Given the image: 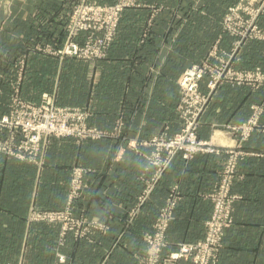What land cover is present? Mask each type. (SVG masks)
<instances>
[{"label": "rangeland", "instance_id": "374dc122", "mask_svg": "<svg viewBox=\"0 0 264 264\" xmlns=\"http://www.w3.org/2000/svg\"><path fill=\"white\" fill-rule=\"evenodd\" d=\"M39 10L45 28L38 25L45 20L32 14ZM14 11L30 12L32 17L20 21L37 29L19 35L3 31L16 20ZM117 43L133 47L140 75L156 77L163 64L178 73L174 111L162 115L158 129L137 128L135 122L125 127L121 116L111 129L100 128L93 120V101L64 104L56 90L43 89L45 76L35 75L50 70L54 81L48 85L56 89L58 73L68 63L75 71L68 80L96 85L114 69L108 59L125 53L124 45L114 48ZM149 43L159 44L146 49H155L154 54L139 58ZM11 113L31 115L37 126L32 132L41 138L31 144L22 128L0 134L16 152L0 155L30 165L36 174L35 185L26 178L18 194H4L3 203L15 206L21 224L4 227L5 241L0 227V264H118L121 259L113 253L124 243L132 246L136 264H219L234 223L239 195L232 188L239 158L248 153L243 145L264 134V0H0V116ZM110 138L120 140L117 158L132 149L144 159L136 177L142 190L118 215L108 199L103 210L94 198L101 166L96 164L110 155L108 143L105 153L98 141ZM230 139L236 142L229 144ZM258 142L264 149V136ZM198 154L225 156L207 194L211 205L202 234L180 240L171 231L181 200L172 182L148 226L141 234L131 230L130 222L162 185L174 159L187 163ZM126 181L118 176L113 184ZM6 213L0 211V217ZM118 218L124 219L122 225Z\"/></svg>", "mask_w": 264, "mask_h": 264}, {"label": "crops", "instance_id": "0c3cea01", "mask_svg": "<svg viewBox=\"0 0 264 264\" xmlns=\"http://www.w3.org/2000/svg\"><path fill=\"white\" fill-rule=\"evenodd\" d=\"M32 14L36 15L35 18L39 17L45 20L38 24L40 28L47 26L43 11L39 10ZM51 15L54 17L53 13ZM13 16L16 17V20L8 26L3 25V31L7 30L19 35V33H27L38 27L36 25L26 27L21 23V19H25L27 16L32 17L30 12L14 11ZM23 26L25 27L24 32L21 29ZM156 44L144 45L145 49L140 50L139 58L142 59V54L149 56L154 54L155 49L154 51L146 49L152 46L157 47ZM123 45L125 46V53L123 55L115 53L114 57L108 59L109 64L114 69L110 73L104 72L100 81L95 83L96 85L91 86L90 82L86 84L82 79L80 81L68 80L69 72L75 73V71L68 69L70 67L68 63L67 65L64 63V67L67 66V68L63 72L61 69L58 73L56 89L52 88V85H48L54 81L50 70L44 68L42 73H35V75L45 76L43 89L46 91L56 90L57 100L63 99L64 104L81 105L93 101L95 107L93 120L100 128L111 129L117 117L121 116L125 120V127L131 125V122H135L137 128L143 124L141 126L143 129L150 128V125H155V129H158V126L163 122L162 115L171 114L174 111L178 98L174 85L178 73H175L174 69H171V71L173 70L171 72L163 64L162 72L156 77L150 75L149 78V75L138 74L135 72L132 59L133 47L130 49L128 43H117L114 48L120 49ZM137 52H139L138 49ZM122 69L124 71L120 72ZM29 77L30 75L26 78ZM75 78H80L78 73H76ZM134 83L141 84L138 86ZM161 83H164L165 86H162ZM256 136V141L252 144L244 143L243 150L248 153L242 155L238 161L236 179L232 189L239 197L235 203L234 223L226 233L219 264H264V149L260 147L261 144L258 142L264 134L259 133ZM98 142H102V150L105 153L107 152L105 143H108L110 155L107 160H104L102 155L96 164L101 166L98 167L99 176L94 187V198L102 203L103 210L105 208L103 203H106L103 200L108 199V204L112 203L116 215L125 213L142 190V180H136V177L144 168V159L140 153L132 149H125L123 154L117 158L115 153L120 142L119 139L110 138ZM228 142L234 144L236 141L230 139ZM224 159L225 156L223 155L198 154L186 163L176 157L162 178V185H158L152 196L140 206L141 212L130 222V229L135 232L139 230L140 234L142 233L143 228L148 226L153 214L164 203L165 195L172 182L179 186L181 200L175 211L176 218L171 223V231L180 240H193L200 236L203 219L207 216L211 205L207 194L223 168ZM30 168V165L20 163L14 158L0 155V211L7 212V216L0 217L1 241L6 239L4 227L14 228V226L21 224V219L14 212L15 206L12 205L11 207L3 203L4 194H18L17 189H19V185H22V182L26 181V178H35V170L32 169L31 171ZM124 172H131L132 181L128 180L131 179V176H122ZM118 176L127 179L124 182L126 185L113 184ZM8 189L10 191H7ZM116 201L119 202L114 203ZM115 220L122 225L124 219ZM13 228L11 229L13 230ZM10 237L12 240L15 239L14 234ZM136 239H138L137 235ZM119 248L118 252L113 253L114 257L121 259L118 264H136V255L131 245L124 243Z\"/></svg>", "mask_w": 264, "mask_h": 264}, {"label": "built area", "instance_id": "2783aa9c", "mask_svg": "<svg viewBox=\"0 0 264 264\" xmlns=\"http://www.w3.org/2000/svg\"><path fill=\"white\" fill-rule=\"evenodd\" d=\"M22 128L23 131L27 132L29 141L31 144H36L40 141V134L38 132H32L33 128H37L34 123V119L29 116H20L19 113L4 114L0 116V134L4 129H10L12 131ZM0 151L5 152L8 156L16 155L15 149L9 145H5L0 140ZM185 249L187 247H184ZM176 256L179 253L175 254Z\"/></svg>", "mask_w": 264, "mask_h": 264}]
</instances>
